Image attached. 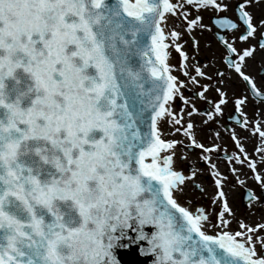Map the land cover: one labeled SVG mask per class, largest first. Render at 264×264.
Instances as JSON below:
<instances>
[{"label":"snow or ice","instance_id":"1","mask_svg":"<svg viewBox=\"0 0 264 264\" xmlns=\"http://www.w3.org/2000/svg\"><path fill=\"white\" fill-rule=\"evenodd\" d=\"M252 2L240 0L235 21L213 23L224 32L223 62L264 100L247 73L258 29L264 48V20L254 23ZM185 5L197 13L229 7L218 0H0V264H121L117 249L137 242H146L141 253L152 264H264V223L235 218L227 176L210 155L203 159L216 177L213 204L220 210L213 218L178 202L187 177L174 168L179 141L165 137L183 130L204 153L219 146L197 143L191 121L175 127L189 101L181 92L185 81L173 74L172 51L192 84L210 82L197 98L217 114L228 103L224 74L217 70L215 83L200 67L193 75L182 33L168 24L175 17L189 32L197 26L202 17L189 20ZM209 89L218 101L208 99ZM177 96L179 113L172 110ZM246 100H234L239 115L230 119L264 143V127L249 128ZM197 111L193 106L186 115ZM204 115L211 120L213 111ZM232 139L239 155L225 158L247 165L264 190V168L235 131ZM235 183L244 181L235 175ZM246 192L251 207L259 197Z\"/></svg>","mask_w":264,"mask_h":264},{"label":"flooded vegetation","instance_id":"2","mask_svg":"<svg viewBox=\"0 0 264 264\" xmlns=\"http://www.w3.org/2000/svg\"><path fill=\"white\" fill-rule=\"evenodd\" d=\"M173 2H176V0H173ZM218 2L228 4V9L226 11L200 9L199 13H197L196 8L185 5L189 13V20L194 19L197 14L202 17L191 32L188 31L187 21L181 20L179 26H176L175 17H173L168 20V24L176 27V30L182 33L180 43L188 55L187 65L192 70V74H195L194 69L196 67H200L203 71L212 75L211 83H215L218 79L215 76V72L219 70L224 74L223 78L226 79L225 88L228 94V103L221 106L222 113H215L209 103L195 96V93L200 91L201 84L210 82L206 79L198 78L200 83L192 84L189 78L182 75L180 70L182 59L173 50L170 60V63L176 66L173 74L177 75L180 80L185 81L186 86L181 89V92L189 101L188 104L183 105L185 115L182 124L175 127L183 129L186 122L191 121L194 124L197 143H202L206 147L213 145H218L219 147L212 153H204L202 149L192 144L191 140L184 135L183 130L167 136L165 139H176L179 141L174 149V168L187 177L182 187L186 188L189 199L194 194L197 195L198 199H195L191 203L192 209L190 210L203 207L207 212L213 214V218L215 212L220 210L218 201L215 205L213 204L217 194L215 186L216 177L210 174L213 170L203 159L205 155H210L211 163H215L221 174L227 176L225 191L235 218L254 225L256 223H264V205L261 203L264 202V190L252 178V173L247 168V165L241 166L234 162L230 163L225 158V153L228 156L234 153L239 155L237 146L232 139V132L235 131L242 138L241 143L248 156L257 161L258 168H264V164L259 163L260 156L264 153L257 151L258 148L264 147V143L261 142L258 134L253 135L250 131L238 125L234 119H230L233 116L239 115L236 112L234 100L242 95H246V105L242 111L250 121L249 128L254 127L257 123H260L264 127V100L256 98L255 94L248 90L247 84L223 62L222 57L225 55V52L219 40V35L224 34V32L218 29L213 21L219 17H228L235 21L237 17L236 6L240 0H218ZM248 11L251 12L254 23L258 25L259 21L264 20V0H253ZM260 31L261 29H258L256 38L251 39V44L255 45V51L253 57L247 62V73L255 80L257 86L264 90V48H261L258 43ZM228 35L231 37L232 33ZM236 35H239V33H236ZM243 46L247 47L248 45L245 44ZM206 95L213 103L219 99L218 94L212 89H209ZM193 106L198 111L189 117L186 114L192 110ZM181 107L182 101L177 96L172 102V110L179 113ZM205 111H213V118L211 120L204 115ZM164 128L170 129L172 126L165 124ZM216 133H219V137H217ZM233 166L240 168L241 172L237 174L229 172L228 169ZM235 175H238L239 179L244 181V183H235ZM248 189L256 197H259V200L252 201L251 207H249V201L246 198V190ZM232 227H237L235 219L233 220Z\"/></svg>","mask_w":264,"mask_h":264},{"label":"water","instance_id":"3","mask_svg":"<svg viewBox=\"0 0 264 264\" xmlns=\"http://www.w3.org/2000/svg\"><path fill=\"white\" fill-rule=\"evenodd\" d=\"M146 230L151 231V228ZM133 236L135 233L130 231L129 237ZM141 248H147L146 242L129 243L128 247L117 249V256L121 264H152L153 257L142 254Z\"/></svg>","mask_w":264,"mask_h":264},{"label":"rangeland","instance_id":"4","mask_svg":"<svg viewBox=\"0 0 264 264\" xmlns=\"http://www.w3.org/2000/svg\"><path fill=\"white\" fill-rule=\"evenodd\" d=\"M165 129H167V128H165ZM166 137H167V136H166ZM166 137H165V138H166ZM181 195H183V196L181 197L180 201H181L184 205H186V203H187L189 200H190L191 203L194 202L195 199L198 200L196 194L192 195V198L189 199V195H188V192H187L186 188H184L183 194H181Z\"/></svg>","mask_w":264,"mask_h":264},{"label":"bare ground","instance_id":"5","mask_svg":"<svg viewBox=\"0 0 264 264\" xmlns=\"http://www.w3.org/2000/svg\"><path fill=\"white\" fill-rule=\"evenodd\" d=\"M163 127H164V125H163ZM182 196H183V195H180L179 198H178V200H180V198H181ZM178 202H179V201H178Z\"/></svg>","mask_w":264,"mask_h":264}]
</instances>
